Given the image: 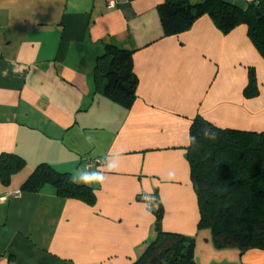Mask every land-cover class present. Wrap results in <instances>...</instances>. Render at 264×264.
<instances>
[{
  "label": "crops",
  "instance_id": "0c3cea01",
  "mask_svg": "<svg viewBox=\"0 0 264 264\" xmlns=\"http://www.w3.org/2000/svg\"><path fill=\"white\" fill-rule=\"evenodd\" d=\"M116 1L0 0V158L25 164L8 185L0 178V195L10 194L0 203V264H134L156 238V193L163 231L197 239V264H264L262 250L219 249L198 232L187 160L197 116L264 132V59L247 27L223 34L204 16L165 37V0ZM223 1L246 10L257 0ZM108 45L134 52L129 110L101 94L95 68ZM251 69L259 94L247 98ZM91 160L101 164L89 170ZM42 164L90 187L94 205L51 185L24 192Z\"/></svg>",
  "mask_w": 264,
  "mask_h": 264
},
{
  "label": "trees",
  "instance_id": "16d2710c",
  "mask_svg": "<svg viewBox=\"0 0 264 264\" xmlns=\"http://www.w3.org/2000/svg\"><path fill=\"white\" fill-rule=\"evenodd\" d=\"M158 12L165 37L187 32L204 16L223 34L246 26L250 41L264 59V0H257L246 10L223 0L203 3L165 0L158 6ZM133 55L132 51L108 45L95 68L103 97L127 110L137 100L139 85ZM258 94L256 74L251 69L244 95L253 98ZM187 160L199 208L198 230L209 229L219 249L235 248L241 254L264 251V132L220 129L197 116L189 131ZM24 166V161L16 155L2 156L3 184L8 185ZM45 185L55 187L61 198L88 205L95 203L90 187L76 184L69 174L59 173L46 164L35 169L22 190L38 192ZM152 198L156 238L134 264H197L195 238L164 232L163 205L157 193Z\"/></svg>",
  "mask_w": 264,
  "mask_h": 264
},
{
  "label": "built area",
  "instance_id": "2783aa9c",
  "mask_svg": "<svg viewBox=\"0 0 264 264\" xmlns=\"http://www.w3.org/2000/svg\"><path fill=\"white\" fill-rule=\"evenodd\" d=\"M106 2H107L108 9H114L117 6V1L116 0H106ZM99 164H101V162L99 160L88 161L87 162V169H89V170L93 169V168H95V166H97ZM9 197H10V194L0 195V203L6 202L9 199ZM145 199L148 202L150 201V199L147 198V197Z\"/></svg>",
  "mask_w": 264,
  "mask_h": 264
},
{
  "label": "rangeland",
  "instance_id": "374dc122",
  "mask_svg": "<svg viewBox=\"0 0 264 264\" xmlns=\"http://www.w3.org/2000/svg\"><path fill=\"white\" fill-rule=\"evenodd\" d=\"M164 219V218H163ZM197 230H198V226H197ZM208 231H210L209 229H207ZM204 231H206V230H204ZM198 232L200 233V232H202V231H199L198 230ZM210 233H211V231H210ZM195 240H197V239H195ZM211 243L213 244V246H215V243H214V241H213V236H212V233H211ZM216 247V246H215ZM217 248V247H216ZM225 249V248H224ZM227 249V248H226ZM229 249H233V248H229Z\"/></svg>",
  "mask_w": 264,
  "mask_h": 264
},
{
  "label": "clouds",
  "instance_id": "9594fccd",
  "mask_svg": "<svg viewBox=\"0 0 264 264\" xmlns=\"http://www.w3.org/2000/svg\"><path fill=\"white\" fill-rule=\"evenodd\" d=\"M83 175H91V174H81V179H80V180L83 181V182L86 183V184L89 183V181H85V180L83 179Z\"/></svg>",
  "mask_w": 264,
  "mask_h": 264
}]
</instances>
